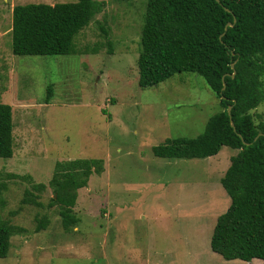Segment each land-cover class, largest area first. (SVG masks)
<instances>
[{
    "label": "rangeland",
    "instance_id": "obj_1",
    "mask_svg": "<svg viewBox=\"0 0 264 264\" xmlns=\"http://www.w3.org/2000/svg\"><path fill=\"white\" fill-rule=\"evenodd\" d=\"M72 1L0 0V103L11 106L13 121L12 156L0 157V219L22 228L0 264H258L226 260L209 245L230 203L220 178L237 150L191 159L152 153L168 138L200 134L219 104L195 72L139 87L146 0H104L75 36V54L12 53L13 6ZM95 45L98 52L84 53ZM251 112L264 121V101ZM75 158L103 166L78 189L77 221L64 229L59 206H49V181L57 161Z\"/></svg>",
    "mask_w": 264,
    "mask_h": 264
},
{
    "label": "trees",
    "instance_id": "obj_2",
    "mask_svg": "<svg viewBox=\"0 0 264 264\" xmlns=\"http://www.w3.org/2000/svg\"><path fill=\"white\" fill-rule=\"evenodd\" d=\"M105 5L104 0H75L13 6L12 53L75 54V36ZM228 22L232 25L225 27ZM100 30L111 53L109 30L102 24ZM99 47L86 48L84 53H96ZM137 67L141 88L190 71L200 75L215 94L219 110L207 119L200 134L168 138L152 146V153L161 158L191 159L213 156L222 146L236 149L220 178L230 203L217 217L209 245L226 260L264 262V121L255 122L251 112L264 101V0H146ZM223 81L226 85L221 90ZM52 93L49 84L45 102ZM12 130L11 106L0 103L2 158L12 156ZM102 166L98 158L55 163L49 181L54 196L49 206H59L64 229L77 221L72 209L78 189L87 186L93 172L101 173ZM44 187L35 185L38 190ZM22 201L41 205L36 200ZM38 224L44 228L47 220ZM21 230L0 219V258L9 252L11 235Z\"/></svg>",
    "mask_w": 264,
    "mask_h": 264
},
{
    "label": "water",
    "instance_id": "obj_3",
    "mask_svg": "<svg viewBox=\"0 0 264 264\" xmlns=\"http://www.w3.org/2000/svg\"><path fill=\"white\" fill-rule=\"evenodd\" d=\"M216 1H219V0H216ZM231 25H232V24L228 22V23L226 24L225 27H227V26H231ZM231 67L234 68V63L231 64ZM234 73H235V71H233V73H232L231 76H233ZM225 85H226V84H225V82L223 81L222 89H221V90H223V89L225 88ZM230 109H231V107L229 106V107L227 108V112H228V114L230 113ZM230 125H231V127H232L233 129H235V126H234V123H233L232 119H230ZM258 135H260V134H258ZM258 135H257V136H258ZM257 136L255 137V139L257 138Z\"/></svg>",
    "mask_w": 264,
    "mask_h": 264
},
{
    "label": "crops",
    "instance_id": "obj_4",
    "mask_svg": "<svg viewBox=\"0 0 264 264\" xmlns=\"http://www.w3.org/2000/svg\"><path fill=\"white\" fill-rule=\"evenodd\" d=\"M257 262H258V264H264V262L262 260H259Z\"/></svg>",
    "mask_w": 264,
    "mask_h": 264
}]
</instances>
